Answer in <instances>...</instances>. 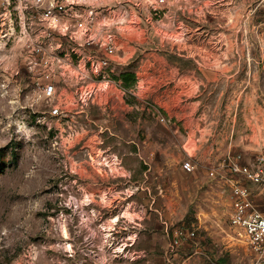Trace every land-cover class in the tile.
<instances>
[{
    "label": "rangeland",
    "instance_id": "obj_1",
    "mask_svg": "<svg viewBox=\"0 0 264 264\" xmlns=\"http://www.w3.org/2000/svg\"><path fill=\"white\" fill-rule=\"evenodd\" d=\"M17 3L0 0V264H253L220 164L264 152V0H88L50 36L35 16L22 34ZM79 22L112 37L105 79L61 31ZM47 38L45 80L25 44ZM176 228L195 237L171 249Z\"/></svg>",
    "mask_w": 264,
    "mask_h": 264
},
{
    "label": "built area",
    "instance_id": "obj_2",
    "mask_svg": "<svg viewBox=\"0 0 264 264\" xmlns=\"http://www.w3.org/2000/svg\"><path fill=\"white\" fill-rule=\"evenodd\" d=\"M8 2L9 0H4ZM18 9V18L21 21L20 32L26 33L33 31L25 25L27 16H35L41 24L45 36H50L60 30V22L66 17H77L80 13L77 9L84 5L88 0H16ZM164 0H159L163 2ZM8 4V3H7ZM89 23H92V11H87ZM25 16V17H24ZM77 22V21H76ZM62 33L79 35L85 38L84 44L92 48L95 52L89 56L88 62L93 72L105 79V69L111 61V55L115 48L111 35H107L104 40H97L90 35L89 28L81 22L72 25H64ZM25 47L30 53L28 62L30 65L37 64L46 69L44 79L48 80L52 76L50 65L52 62H60L58 53L60 45L53 39L47 38L46 42L38 39L26 40ZM43 89L49 94L53 92L52 85L43 83ZM89 93L88 95H90ZM163 121V119H161ZM182 170L192 172L194 165L190 160L182 163ZM221 168L226 169L230 174L238 177L231 184L229 195V214L228 225L236 228L245 238L248 249L254 254L253 264H264V152L258 154L251 162H245L240 155L227 154L223 158ZM213 175V170L209 171ZM254 186V190L247 187L244 183ZM195 237L194 230L176 228L169 236V247L173 249L182 244H188Z\"/></svg>",
    "mask_w": 264,
    "mask_h": 264
},
{
    "label": "crops",
    "instance_id": "obj_3",
    "mask_svg": "<svg viewBox=\"0 0 264 264\" xmlns=\"http://www.w3.org/2000/svg\"><path fill=\"white\" fill-rule=\"evenodd\" d=\"M207 148V153L202 155V157L200 158V160H198V162H201L202 164H204L207 168L209 166H211L213 163H215V159L213 156H210V149H211V146H208L206 147ZM230 149L226 152L227 154L229 153ZM190 157V156H189ZM212 167H209L208 168V172L211 170Z\"/></svg>",
    "mask_w": 264,
    "mask_h": 264
},
{
    "label": "trees",
    "instance_id": "obj_4",
    "mask_svg": "<svg viewBox=\"0 0 264 264\" xmlns=\"http://www.w3.org/2000/svg\"><path fill=\"white\" fill-rule=\"evenodd\" d=\"M125 78V75L124 74H121V79H124Z\"/></svg>",
    "mask_w": 264,
    "mask_h": 264
},
{
    "label": "bare ground",
    "instance_id": "obj_5",
    "mask_svg": "<svg viewBox=\"0 0 264 264\" xmlns=\"http://www.w3.org/2000/svg\"><path fill=\"white\" fill-rule=\"evenodd\" d=\"M65 231V230H64ZM67 248H70V246L68 245V247Z\"/></svg>",
    "mask_w": 264,
    "mask_h": 264
},
{
    "label": "flooded vegetation",
    "instance_id": "obj_6",
    "mask_svg": "<svg viewBox=\"0 0 264 264\" xmlns=\"http://www.w3.org/2000/svg\"><path fill=\"white\" fill-rule=\"evenodd\" d=\"M113 212H115V210ZM65 237H67V236H65Z\"/></svg>",
    "mask_w": 264,
    "mask_h": 264
}]
</instances>
